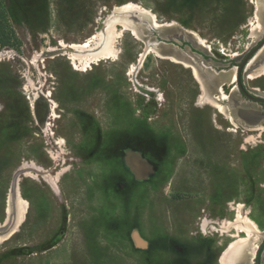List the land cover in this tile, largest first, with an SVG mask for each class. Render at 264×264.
<instances>
[{
	"label": "rangeland",
	"instance_id": "1",
	"mask_svg": "<svg viewBox=\"0 0 264 264\" xmlns=\"http://www.w3.org/2000/svg\"><path fill=\"white\" fill-rule=\"evenodd\" d=\"M254 2L0 0V224L19 168L26 203L16 231L0 236V264H220L245 238L237 213L256 224L245 263L255 264L264 242V106L234 95L235 81L223 85L224 99L212 96L229 119L199 100L189 68L153 52L138 66L145 45L110 16L133 4L160 24L178 23L210 51L182 32L149 29V37L229 71L264 36V0L262 25L250 32ZM108 20L119 34L116 57L78 71L69 47L103 33ZM92 42L79 55L104 39ZM262 67L243 73L247 89L264 93ZM242 105L257 109L254 119L233 114Z\"/></svg>",
	"mask_w": 264,
	"mask_h": 264
},
{
	"label": "bare ground",
	"instance_id": "2",
	"mask_svg": "<svg viewBox=\"0 0 264 264\" xmlns=\"http://www.w3.org/2000/svg\"><path fill=\"white\" fill-rule=\"evenodd\" d=\"M254 20L257 23L251 25V35L255 36L258 32V29L262 25V13H261V6L260 0H254ZM114 13L117 15L115 16V21L118 22L124 30H129L133 37L137 40L141 41L145 45V49L143 53L139 55L138 59V66L142 63L146 54L153 52L157 56L167 59L173 63L180 64L185 68H189L193 74V77L196 79L197 83L199 84L201 95L199 97L200 101H207L212 106L216 107L220 113L225 115L227 118L231 119V111L225 109L224 107L218 106L217 102L218 99H224L223 94L221 93V86L223 85H234L235 81V70L229 71H222L216 73L212 71L211 68L205 66L203 63H199L198 59L194 55H185L181 52L176 51L174 48L168 46H161L156 44L154 39L149 37L148 30L153 29L159 34L165 32L167 30H173L176 32L184 33L191 44L198 48L205 53L210 51L209 46L206 42L200 38L195 32L189 31L184 29L178 23L171 22L166 24H160V22L156 19V16L151 13V11L145 10L138 5L127 4L120 7H116ZM114 22V20H108L105 23V28L103 33L93 35L90 40L73 46H70L72 50V54L70 55V60L72 64L75 65V69L78 71H86L88 67L93 63H97L100 60L110 59L116 57V50L114 49L115 40L119 37V34L116 32L114 34V29L110 27L108 24ZM102 35V40L104 39L103 44L101 47L94 52L90 53L88 57L84 58L79 55L78 52H84L85 50L89 49L90 43L93 40H97ZM102 42V41H101ZM62 50L67 49L63 43L61 44ZM264 63V48L258 52L254 59L249 63L247 68H251L255 64H263ZM259 66V65H258ZM137 66L132 65L129 69L128 74L134 75L136 72ZM262 71L264 67L261 68ZM250 76V75H249ZM251 77V76H250ZM135 82V80H134ZM29 84V83H28ZM30 85V84H29ZM28 87V86H27ZM234 95H236V88L232 89ZM216 93L220 96L218 99L213 98V94ZM51 92L46 94L48 98V102L50 104L49 111L57 107V105L49 100ZM49 96V97H48ZM51 111V112H52ZM233 114H241L244 118H255V113H257V109L252 107L249 108L245 105L241 107H234ZM52 115V113H51ZM50 115V116H51ZM237 116V115H236ZM48 125V124H47ZM46 125V126H47ZM22 171L25 169H21ZM14 188V187H13ZM12 188V190H13ZM11 195L8 194V199L6 203V215L4 224L7 225L8 231L5 233L6 235L12 234L16 231V228L22 223L25 211H26V203L21 199L19 195V191L16 190V196L13 198L12 191ZM240 206V205H239ZM240 222L243 230L245 231L246 235L243 239H238L228 246V248L224 251L220 258V264H245L250 260L251 252L253 249V244L255 242V234L254 230L256 229V224L251 221L249 218H243L237 213L236 221ZM205 224V223H204ZM205 225L202 226L204 229ZM1 228V227H0ZM4 235V236H6Z\"/></svg>",
	"mask_w": 264,
	"mask_h": 264
},
{
	"label": "water",
	"instance_id": "3",
	"mask_svg": "<svg viewBox=\"0 0 264 264\" xmlns=\"http://www.w3.org/2000/svg\"><path fill=\"white\" fill-rule=\"evenodd\" d=\"M114 10H112L111 15H113ZM159 36V34H158ZM160 37V36H159ZM162 38V37H161ZM156 44H159L161 46H168L171 48H174L176 51L181 52L182 54L188 55L187 53H185L184 51H182L181 48H179L178 46L174 45L173 43L170 42H164V41H158L157 39H154ZM175 41V40H174ZM264 48V36L261 39V41L252 49L250 50L245 57L242 59V61L237 64L236 67H232L230 70L234 69L235 70V85L234 87L236 88V92H238L240 95H243L248 102L253 103V104H257V105H261L264 104V93H260V92H255V90H250L249 91L251 93H253L255 96H251L247 91H246V87L244 86L243 82H242V75L243 73H245L247 71V66L249 65V63L254 59L255 55L260 52L262 49ZM211 68V67H209ZM212 71H214L212 69ZM224 70L221 71H214L216 73L222 72ZM255 93H254V92ZM21 173V168H19V170L17 171V173L15 174L10 190H9V194L11 195V190L13 188V192H12V196L13 198L16 196V190L18 192V175ZM5 221V220H4ZM0 236L4 235L6 230L8 229L7 225L4 224V222L2 224H0ZM264 252V242L261 244V246L258 248L257 252H256V256H255V264H260V258L262 257Z\"/></svg>",
	"mask_w": 264,
	"mask_h": 264
},
{
	"label": "flooded vegetation",
	"instance_id": "4",
	"mask_svg": "<svg viewBox=\"0 0 264 264\" xmlns=\"http://www.w3.org/2000/svg\"><path fill=\"white\" fill-rule=\"evenodd\" d=\"M246 89V91L251 95V96H255L253 93H251L250 91H249V89H247V88H245ZM241 97L243 98V99H245L246 101H248L243 95H241ZM261 106H264V104H261Z\"/></svg>",
	"mask_w": 264,
	"mask_h": 264
},
{
	"label": "crops",
	"instance_id": "5",
	"mask_svg": "<svg viewBox=\"0 0 264 264\" xmlns=\"http://www.w3.org/2000/svg\"><path fill=\"white\" fill-rule=\"evenodd\" d=\"M115 9V8H114ZM115 25V24H114ZM93 43V42H92Z\"/></svg>",
	"mask_w": 264,
	"mask_h": 264
}]
</instances>
